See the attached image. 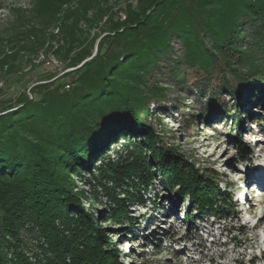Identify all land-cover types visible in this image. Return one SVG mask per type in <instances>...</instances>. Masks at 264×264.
Masks as SVG:
<instances>
[{"label":"trees","instance_id":"1","mask_svg":"<svg viewBox=\"0 0 264 264\" xmlns=\"http://www.w3.org/2000/svg\"><path fill=\"white\" fill-rule=\"evenodd\" d=\"M68 1L30 0L0 36V70L5 64L13 67L10 59L21 52L37 53L52 41L56 26L68 43L64 52L83 44L69 57V66L81 63L73 69L77 75L70 90L50 89L45 82L33 88L36 99H18L19 107L0 99V264H123L105 230L84 210V195L73 189L72 176L88 168L91 157L102 159L119 133L127 140V158L99 166L94 180L109 199L105 221L126 226L121 231L130 239L139 222L128 203L141 201L142 190L155 179L174 193L168 200L188 202L181 214L188 224L207 211L221 217L234 213L232 196L215 173L202 175L142 120L150 100L186 82L184 64L209 78L220 58L240 84V90L226 88L236 106L223 112L237 126L229 132L243 160L249 149L240 140L242 121L249 116L264 131L262 115L240 109L245 103L264 105V0H138L114 12L107 0H77L78 8H63ZM119 10L123 19L115 18ZM80 20L85 31L95 25L103 35L87 44L77 27ZM174 38L184 53L170 60ZM5 45L11 53L3 52ZM161 68L170 85L154 80ZM204 108L203 120L212 123L217 103ZM137 134L142 139H135ZM22 228L35 232L34 238L21 236ZM162 231L143 237L151 236L154 250L173 237V231Z\"/></svg>","mask_w":264,"mask_h":264},{"label":"rangeland","instance_id":"2","mask_svg":"<svg viewBox=\"0 0 264 264\" xmlns=\"http://www.w3.org/2000/svg\"><path fill=\"white\" fill-rule=\"evenodd\" d=\"M29 1L0 0V36H4L7 28L14 23L16 11L29 7ZM137 1L107 0L106 5L114 12L116 9L123 10L126 3L136 6ZM76 3L77 0H69L63 8L76 9ZM122 10L117 12L115 18H124ZM91 13L92 10L88 12L89 15ZM106 17L97 18L98 23H102ZM85 25L83 20L77 23L87 44L95 35H103L98 26L94 25L85 31ZM51 34L54 35L52 41L49 38L37 53L21 52L13 61L10 59L13 67L10 68L7 64L2 67L0 99L9 100L12 105L19 107L18 99L37 98L33 91L37 84L46 82L50 89L56 87L60 92L72 88V81L77 75L73 69L81 63L69 66V57L83 44L75 43L69 52H64L68 43L59 27L51 28ZM97 40L98 38L91 46L92 55L96 51ZM205 42L209 48L213 46L209 39ZM247 42L244 41L239 46L243 48ZM172 48L168 59L183 55V45L176 38L172 41ZM2 50L6 54L11 53L8 45L3 46ZM183 69L186 82L164 91V98L150 100L147 105L149 112L142 116V120L158 134L164 146L174 148L186 162L199 169L202 175H209L212 171L215 173L218 184L226 186L232 196L234 213L221 217L207 211L202 219L196 217L188 224L181 219L188 202H182L181 199L176 203L175 200H168L169 197L174 198V193L167 191L155 179L147 190H142L141 201L128 203L129 210L139 222L130 239L121 231L126 226L120 229L112 221H105L109 199L94 180L99 166L107 161L120 164L127 158V140L122 133L109 144L102 159L91 157L88 168L82 170L80 175H72L75 184L73 189L82 191L84 197L81 198V204L84 210L105 230V235L115 245L123 264H264V255H260L264 251V131L249 116L242 121L239 136L243 145L249 149L248 159L243 160L229 132L237 126L231 123L230 114L223 112L224 109L236 106L226 88L231 86L240 90V84L233 79L224 60L220 58L209 78H205L206 73L199 68L184 64ZM165 76L166 72L161 68L154 80L160 81L159 85L162 86L170 85L169 80L168 83L164 80ZM201 90L205 92L200 94ZM256 95L257 92L251 95L252 101H256ZM212 101L217 103L219 112L213 116L212 123H209L202 117L207 112L205 105ZM222 105L226 108L221 107ZM240 109L243 112L251 110L264 118L263 101L253 105L245 103ZM135 139L142 137L137 134ZM259 171L262 173H258ZM251 185L254 187H250ZM160 228L162 233L173 231L174 234L170 240L165 238L160 249L154 250L148 244L151 236H148V241L143 237L149 231H158ZM117 232L120 234L116 235ZM34 233L28 234L25 228L20 230L21 236L29 235L32 239Z\"/></svg>","mask_w":264,"mask_h":264},{"label":"bare ground","instance_id":"3","mask_svg":"<svg viewBox=\"0 0 264 264\" xmlns=\"http://www.w3.org/2000/svg\"><path fill=\"white\" fill-rule=\"evenodd\" d=\"M258 173H262V171H259ZM256 227V226H255Z\"/></svg>","mask_w":264,"mask_h":264}]
</instances>
